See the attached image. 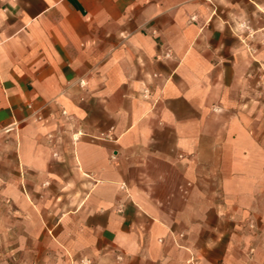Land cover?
<instances>
[{
  "label": "crops",
  "instance_id": "1",
  "mask_svg": "<svg viewBox=\"0 0 264 264\" xmlns=\"http://www.w3.org/2000/svg\"><path fill=\"white\" fill-rule=\"evenodd\" d=\"M262 29L264 0H0L31 264H264Z\"/></svg>",
  "mask_w": 264,
  "mask_h": 264
},
{
  "label": "rangeland",
  "instance_id": "2",
  "mask_svg": "<svg viewBox=\"0 0 264 264\" xmlns=\"http://www.w3.org/2000/svg\"><path fill=\"white\" fill-rule=\"evenodd\" d=\"M247 32L251 34L253 31L249 30ZM258 33L264 44V29L258 31ZM8 197H12V195H4L3 191H0V264H31V261L36 263L38 257V259H41L39 261H45L47 256L45 253L38 254L34 252L31 254L26 248L30 246L31 242L35 244L37 238L31 236H36L38 232L36 223L29 221L28 217L15 215L13 205L7 204ZM20 217L23 218L20 219ZM37 240L45 241L44 238H38ZM20 247H22V250H20Z\"/></svg>",
  "mask_w": 264,
  "mask_h": 264
}]
</instances>
